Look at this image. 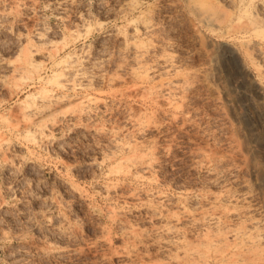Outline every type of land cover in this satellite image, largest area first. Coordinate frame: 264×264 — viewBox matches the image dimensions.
Returning <instances> with one entry per match:
<instances>
[{"label":"rangeland","instance_id":"374dc122","mask_svg":"<svg viewBox=\"0 0 264 264\" xmlns=\"http://www.w3.org/2000/svg\"><path fill=\"white\" fill-rule=\"evenodd\" d=\"M212 1L217 28L198 0H0V264H191L176 243L225 207L264 264V26L239 29L264 0ZM25 45L40 81L13 77ZM49 49L78 58L67 89ZM42 89L66 99L38 131L19 114Z\"/></svg>","mask_w":264,"mask_h":264},{"label":"bare ground","instance_id":"6f19581e","mask_svg":"<svg viewBox=\"0 0 264 264\" xmlns=\"http://www.w3.org/2000/svg\"><path fill=\"white\" fill-rule=\"evenodd\" d=\"M198 1H200L198 4H196L197 6H198V8L200 9L201 8V10H200V16H201V18H202V20L204 21V22H206L209 26H215L216 28L217 27H219V25H220V23H221V20L219 19V16H220V14H218V8H216L214 5H216V4H211V3H209L210 1H212V0H210L209 2H208V0H198ZM229 1H231V3L234 1H232V0H229ZM213 2V1H212ZM214 3H215V1H214ZM234 4V3H233ZM129 6V5H128ZM132 5H130V8H132V7H134V6H132ZM195 8V7H194ZM196 9V8H195ZM199 9H196V10H198L199 11ZM221 10V9H220ZM127 11H128V9H127ZM197 11V12H198ZM199 13V12H198ZM252 14V13H251ZM255 17V16H254ZM220 20V21H219ZM244 21V20H243ZM136 22V21H135ZM246 23V22H245ZM141 25H143V22H142V24ZM242 26H244V23H243V25ZM242 26H240V28L239 29H244V31L245 30H252L253 32H255L256 33V31H257V34H258V32H259V30H260V28L262 27V26H264V25H262V23H261V21H259V20H257L256 18L254 19V18H252V19H249L248 20V22L246 23V26H244V27H242ZM136 27V25L134 26V27H132V28H134V29H137V28H135ZM138 27V26H137ZM146 27V26H145ZM144 27V28H145ZM148 28V27H147ZM149 29V28H148ZM234 30V29H233ZM262 30H264V29H262ZM252 31H251V33H252ZM136 32V31H135ZM233 32V31H232ZM247 32V31H246ZM254 33V34H255ZM228 34V33H227ZM38 38V40L39 39H41V38H39L40 37V33L39 34H37V32H36V34H35ZM34 35V36H35ZM27 36V35H26ZM256 37V36H255ZM20 39V38H19ZM24 39V38H23ZM26 41V40H25ZM27 43L29 42V40L27 39V41H26ZM26 43V44H27ZM125 43V42H124ZM126 43H127V41H126ZM128 44V43H127ZM126 44V45H127ZM48 48V47H47ZM52 48V47H51ZM139 48H141V47H139L138 46V44L136 43V42H131V43H129L128 44V46H127V49H131V50H133L135 53H133L134 55H136V52H138V49ZM53 49H55V48H53ZM247 49V48H246ZM258 49H259V47H258ZM53 50H48L47 51V53H45V55H47V57H48V59H53V56L56 54H53L54 52H52ZM129 51V50H128ZM258 52H259V50H257ZM38 53V50L37 49H34V48H31V46H29V45H25V47H23L21 50H20V53H19V55H18V57H17V59H15V61H12L11 63H10V67H11V71H12V73H13V77H19V78H21V79H25L26 81L28 80V81H30V82H35V81H40L41 80V69H40V65L35 61V59H34V56L36 55ZM131 53V52H130ZM142 54H143V52H141ZM257 53V52H256ZM258 54V53H257ZM69 55V54H68ZM142 56V55H141ZM260 56H261V54H260ZM262 56H264V54H262ZM133 57V56H132ZM137 58L138 57H140V56H136ZM76 57H74V56H72V54L71 55H69V56H67V57H65V58H62L61 60H54L53 59V64L55 65V66H60V70H61V74H57V75H60L59 76V78L57 79L56 78V80H54V82L53 83H51V86H56V87H59L60 89L61 88H66L67 86L69 87V85H70V82L72 81V77H73V79H74V74H76V71H77V61H78V58H76ZM134 58V57H133ZM136 58V59H137ZM83 59V58H82ZM81 60V59H80ZM79 60V61H80ZM138 60V59H137ZM140 60V59H139ZM169 61V60H168ZM136 62V61H135ZM138 62V61H137ZM137 62H136V64H137ZM130 63H131V61H130ZM146 63V62H145ZM9 64V63H8ZM135 64V65H136ZM142 64V63H141ZM82 65V64H81ZM131 65V64H130ZM132 66H133V64H132ZM131 66V67H132ZM138 67V66H137ZM136 67V68H137ZM144 68V66L142 65L141 66V68ZM153 67V66H152ZM139 68H140V66H139ZM138 68V69H139ZM146 69H143V70H141V73H147L149 70H147V67H145ZM149 69V68H148ZM79 71H80V69H78ZM78 71V72H79ZM82 71H84V70H82ZM81 71V72H82ZM144 71V72H143ZM147 71V72H146ZM258 71V70H257ZM131 74H138L136 71H135V68H134V66H133V69L131 70ZM136 72V73H135ZM139 72V71H138ZM261 72V71H260ZM262 73V72H261ZM80 74V73H79ZM140 75H142V74H140ZM82 76V75H81ZM144 76H147L146 74H144ZM136 78V77H135ZM141 78V77H140ZM53 79H55V76H54V78ZM143 79V78H142ZM78 80V79H77ZM162 80V79H161ZM76 81V80H75ZM78 81H80V80H78ZM51 82V81H50ZM76 83V82H75ZM169 83V82H168ZM167 83V84H168ZM47 84V83H46ZM48 84H50L49 82H48ZM76 85V84H75ZM80 85V84H79ZM83 85V84H82ZM173 85V84H172ZM51 86H50V88H51ZM74 86V85H73ZM169 86V85H168ZM18 87V86H17ZM16 87V88H17ZM71 87H72V85H71ZM75 87H78V85L77 86H75ZM160 87V86H159ZM172 87V86H171ZM170 87V88H171ZM74 88V87H73ZM154 88V87H153ZM164 88V87H163ZM169 88V87H168ZM173 89H174V87H172ZM172 88H171V90H172ZM67 89V88H66ZM78 89V88H77ZM162 89V88H161ZM70 90V89H69ZM75 90V89H74ZM79 90V89H78ZM168 90V89H167ZM146 91H148L149 92V90L148 89H146ZM160 91V90H159ZM165 91V90H164ZM173 91V90H172ZM174 92V91H173ZM156 93V92H155ZM36 94V93H35ZM148 94V93H147ZM172 94V93H171ZM173 95V94H172ZM172 95H170V96H172ZM68 98V97H67ZM176 98V97H175ZM65 97H63V96H57V95H54L53 93H52V91L51 90H46V89H42V90H39V92L37 93V95H32V96H29L28 98H27V100H29V102H30V100H31V102L30 103H28L27 101H25L24 102V107H22V106H20V108H21V112H20V118H21V120H23V121H26V122H28L29 123V125H32L33 127L34 126H36L37 128H38V131L40 130V131H42V128H41V126H40V121L43 119V118H45L46 116H48L49 114H51L52 112H54L55 110H56V108L59 106V105H61L62 103H64V101H65ZM169 99V98H168ZM67 101V100H66ZM27 102V103H26ZM26 103V104H25ZM18 110V109H17ZM14 119H16V117L14 118ZM18 120V119H17ZM2 121V120H1ZM9 122H10V120H9ZM13 122V121H12ZM26 124V123H25ZM7 125V124H6ZM10 125V124H9ZM16 126H17V123H16ZM15 126V127H16ZM22 126V125H21ZM11 127V126H10ZM35 127V128H36ZM29 128V127H28ZM41 135H42V133H41ZM2 144H1V140H0V146H1ZM3 146V145H2ZM137 147V146H136ZM135 147V148H136ZM132 148V147H131ZM0 149H1V147H0ZM134 150V149H133ZM136 163V162H135ZM132 165V164H131ZM216 198V197H215ZM223 207V206H222ZM216 210V209H215ZM212 211V212H209L208 210V212L207 211H205L206 213H202V212H204V211H202L201 213V215H202V218L201 219H199V218H197L198 219V221L199 220H201L202 222L200 223V221H199V223L200 224H203V223H206V224H208L209 225V227L210 226H212L213 228H214V230L212 229V231H210V229L211 228H207V229H209V232H206L205 234H203V236L201 237V240L199 241V246H198V249L196 248L197 247V245L195 246L194 245V247H195V249H192L193 247H192V245L191 244H185L184 245V243L183 244H180L181 243V241L179 242V243H176L175 241V243L176 244H179L180 246L181 245H183L184 247H189L188 245H190L191 247V249H187V250H184V248H183V252H184V254H182V255H186V256H188V258H193L192 259V261H190V259H189V261L190 262H192L191 264H206V261L208 260V259H210V258H212L213 260H217L218 261V263H216V264H242L243 262L238 258V255H240L239 253L240 252H242L241 250L239 251L238 249H241V247L244 245V244H246V245H248V244H251V245H253V246H250V247H252V248H254V249H257L256 248V246H257V242H258V240H260V237H259V232H258V230H256L255 231V229H256V226H257V224H256V222H257V220H256V222H254V221H249V222H251V223H249L250 224V228L249 229H247V227L249 226V225H247L246 227H244V225H242V227H244V228H241V225H239V227L240 228H229V230H227V231H224V230H222L223 228H225L226 226H225V223H227V221L225 222L224 221V217H226V215L228 214V213H230V211H229V208L227 209L226 207L225 208H223V209H221L220 211H218V212H216V211ZM217 210H219V209H217ZM186 211V210H185ZM211 211V210H210ZM194 218V217H193ZM193 218H191L192 219V221H193V223L195 222V220L197 221V219L195 218V220H193ZM226 218H228V217H226ZM225 218V219H226ZM252 218V217H251ZM197 221V222H198ZM190 222H191V220H190ZM189 223V222H188ZM192 223V222H191ZM190 223V224H191ZM248 223V222H247ZM243 224V223H242ZM196 225H198V224H196ZM204 226V225H203ZM225 226V227H224ZM169 227H171V226H169ZM205 227V226H204ZM227 227H229V225L227 226ZM235 227H237V226H235ZM170 229L171 228H168V229H166L165 231H169L170 232ZM226 229H228V228H226ZM258 229V228H257ZM172 232V231H171ZM178 232V231H177ZM176 233V232H175ZM178 237V236H177ZM166 238V237H165ZM231 239V241H229ZM262 239V238H261ZM175 240V239H174ZM257 241V242H256ZM170 242V241H169ZM184 242V241H183ZM256 242V243H255ZM174 243V244H175ZM198 243V242H197ZM254 243H255V245H254ZM258 244H260V243H258ZM178 245V246H179ZM259 246V245H258ZM246 247V249H247V246H243L242 248H245ZM250 247H248L249 248V250H250ZM180 248V247H179ZM235 249L238 253H236V252H231L232 250L231 249ZM253 249V250H254ZM231 250V251H230ZM245 250V249H244ZM248 250V249H247ZM256 251V250H255ZM261 251V250H260ZM259 251V252H260ZM249 252V251H248ZM258 252V253H259ZM251 253V252H250ZM261 253V255H257V256H259V258L260 257H262V254H264V252H260ZM242 255H244V251H243V254ZM242 255H240V256H242ZM245 256V255H244ZM246 256H247V258H246ZM244 258H246L247 260L248 259H251V258H248V255H246ZM257 256H255L254 255V257H257ZM243 257V256H242ZM241 257V258H242ZM252 257V256H251ZM186 258V257H185ZM253 258V257H252ZM196 261H195V260ZM211 260V259H210ZM212 260V261H213ZM243 260V259H242ZM245 260V259H244ZM247 260H245L246 261V263H247ZM254 261H255V259H253ZM188 261V260H187ZM186 261V262H187ZM211 261V262H212ZM248 261H250V260H248ZM254 261H253V263H254ZM178 262H180V261H178ZM177 262V263H178ZM184 262H185V260H184ZM185 262V263H186ZM215 262V261H214ZM242 262V263H241ZM176 262H175V264H177ZM183 263V262H182ZM179 264V263H178ZM213 264H215V263H213Z\"/></svg>","mask_w":264,"mask_h":264}]
</instances>
